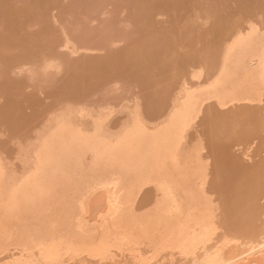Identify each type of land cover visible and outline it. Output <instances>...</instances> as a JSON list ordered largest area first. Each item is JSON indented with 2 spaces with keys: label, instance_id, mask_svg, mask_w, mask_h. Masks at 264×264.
Here are the masks:
<instances>
[{
  "label": "rangeland",
  "instance_id": "obj_1",
  "mask_svg": "<svg viewBox=\"0 0 264 264\" xmlns=\"http://www.w3.org/2000/svg\"><path fill=\"white\" fill-rule=\"evenodd\" d=\"M252 29L258 33L263 31L259 35L262 36L263 34L264 37V0H0V175L2 176L0 177V187L5 189L4 191L0 188V201L2 200L0 203V223L2 224L0 225V239L5 240H0L1 243L3 242L0 243V264L41 263L43 260H41L40 246L29 249L24 244L23 247L21 241L33 240L38 233L48 231L50 227L59 228L61 226L59 222L64 223L62 225L68 224L66 227L69 230L65 232L67 233L65 236H67L64 238L70 237L71 234H68V231L72 229L87 235V237H92V240H95V245L104 240L110 246L115 242L109 251L100 256L88 251L80 254L69 253L68 255L66 253L63 261L60 262L62 264H145L147 262L151 264H195L202 261L206 252L211 254L214 250L217 251L221 248L223 251H228L233 248V245L235 248L243 246L242 248L245 249L249 242L257 239L255 235L258 232L257 240L264 238V90L261 91L263 95L261 93L257 100H253L254 102L235 100L236 102L229 101L230 103L227 102L226 105H222L216 97L205 100L201 106V111L195 117L196 119L190 123L189 129L185 130L183 137L176 144L174 157L169 165L171 167L168 166L166 169L159 170L152 169L154 172L148 168L147 172L145 171L143 174V179L136 183L137 185L134 184L132 189L115 188L114 181L119 182V175L113 162L106 158L102 159L103 162L102 160L97 161L92 157V153L86 152L88 154L83 153V155L76 156L79 158L77 160L76 157H73L74 159L69 162L66 170L67 182L71 181L69 184L72 182L73 184L70 187L66 184L65 189L62 190L65 193H61L62 184L57 182L52 185L51 189V194L53 192L55 195L50 194L46 200L47 203L36 204L28 201L20 203L14 209L9 207L7 197V191L12 189L10 186L18 187L26 177L31 175L26 176L29 172L32 174L35 172L37 168V164H35L37 159L35 158H38L35 154H38L41 147V139L45 140L44 137L47 134L54 131L57 126L59 127L60 121L61 124L64 122L67 124V121L69 123L72 120L73 125L77 119L74 124L75 128L79 122L80 126L77 129L85 131V134L89 135L92 131V135L94 131L97 133L98 131L94 128L98 126L99 133L106 134L103 135L104 137L111 133L107 138L110 137L112 141L117 137L114 135H120L121 131L126 130L127 125L129 127L134 122L141 121L140 123L144 124L146 128L148 127L150 132L160 130L161 127L166 126L171 116L170 111L174 112L178 104L183 101L185 93L190 90L189 88H191L190 91H196L200 87H208L210 85L208 82L214 81L219 76L217 73H220L219 70L221 71L223 68L225 51H227L228 45H231V41L233 42L235 37L241 35L242 32V34H247ZM200 73L202 74L200 75ZM180 95L184 96L183 99ZM259 97L262 99L260 100ZM97 120L103 124L100 126ZM95 121L98 124L93 126ZM71 123L69 124L71 125ZM81 123H85L84 126ZM87 124L90 127L93 126V129L92 127L88 128ZM121 127H123L122 130ZM105 128L107 129L105 130ZM117 130H121L120 134ZM180 147L181 150H179ZM84 157L86 161L83 160ZM75 168L77 170H74ZM86 169L90 170L87 172ZM93 169L96 170V173L92 171ZM79 170L80 174L77 173ZM82 171H85V175ZM94 173L97 175L95 176ZM81 174L84 175L83 178ZM8 176L9 178H7ZM72 177L77 179L74 181ZM108 178H112V180L107 184ZM150 179L152 180L150 181ZM189 181L192 184H189ZM89 182L91 183L89 184ZM109 185L114 186V189ZM91 186L93 187L91 188ZM71 187H75L74 190ZM163 187L171 188L172 195L177 198L178 201H176L180 208H184L183 210L186 212L180 208V211L179 209L174 210L173 213L171 212L172 214L167 212V206L165 208L162 206L166 200ZM77 188L78 190L75 192ZM140 188H142L141 191ZM79 189L81 193H79ZM67 190L69 192H66ZM113 190H119L117 195L122 194L123 200L125 199L124 203L126 204L120 205L122 214L118 211L120 208L114 212V215L111 213L113 208L108 193L112 194ZM180 190L183 192L179 193ZM82 191H87V194ZM182 193L183 196L187 195L183 197ZM135 194L137 195L135 196ZM60 197L64 198V201ZM65 197L67 202H65ZM134 197L135 200H133ZM78 198L83 199H80L83 203L77 204L80 202ZM104 201L107 202L106 209V204L102 203ZM50 202L51 205H49ZM54 202L56 204H53ZM59 204L60 206H58ZM102 204L104 210L101 211ZM71 205H74L73 208ZM37 207L40 209L37 210ZM203 208L204 212L206 211L210 218L212 217L211 220L214 225L216 224L214 236L212 235L206 245L190 255L178 248H172V250L169 249L171 247L158 249L156 243L162 237L165 224L168 225L170 219L173 220L179 216L185 217L191 212L200 213ZM97 209L101 212H96ZM209 209L214 212H210ZM52 210L58 214L53 213L51 215ZM76 210L77 212H75ZM78 212L82 215L76 216L74 214H78ZM29 214L30 218H27ZM42 214L48 215L46 217L51 219ZM56 215L57 218H55ZM163 215H166L164 220L161 218ZM66 216L67 218L64 219ZM131 216L134 217L132 219L136 220V223L132 222ZM159 217L163 220L160 224L157 221ZM8 221L11 222L8 223ZM124 221L127 222L124 223ZM15 222L18 223L17 225L21 224L18 226L20 229L17 226L14 227L12 223L15 224ZM99 222L100 224H98ZM2 226L4 227L2 228ZM126 228L128 229L127 232ZM149 230L150 232H148ZM254 230L257 232L255 235ZM9 231H12L14 235ZM105 231L106 233H104ZM32 232H34L33 235H28ZM116 233L118 234L116 235ZM141 233L143 235L148 234L143 237ZM5 236H7L6 239ZM96 236L99 237L98 241ZM150 237L154 242L151 241ZM125 238L129 241H126ZM239 241H242L243 245ZM210 243L213 245V249ZM238 243L239 245H237ZM112 247L114 248L112 249ZM20 248L21 250H19ZM5 249L8 252V257ZM36 249L37 251H35ZM200 252L199 259L198 253ZM35 253L36 255H34ZM31 256L33 259H30ZM68 256L71 257L68 258ZM149 256L150 258H148ZM255 257L257 258L254 255L252 257L255 259L253 263L258 261ZM193 259L198 261L194 262ZM9 261L11 263H8ZM262 262H264V258Z\"/></svg>",
  "mask_w": 264,
  "mask_h": 264
},
{
  "label": "bare ground",
  "instance_id": "obj_2",
  "mask_svg": "<svg viewBox=\"0 0 264 264\" xmlns=\"http://www.w3.org/2000/svg\"><path fill=\"white\" fill-rule=\"evenodd\" d=\"M250 25V24H248ZM245 26V25H244ZM240 28V27H239ZM253 29H255V27L252 26ZM249 30L250 32L247 34H242L235 37V40L233 38V42L231 41V45H228V47L226 48L227 51H225L226 55L224 56V65H223V68L221 69V71L219 70L220 73H217L219 76L212 82H208L210 85L208 87H203L196 91H190L191 88H189L190 90L188 92L185 93V97L184 96H181V98L183 99V101L178 104V106L176 107V109L174 110V112L172 113V110L170 111V118L169 120L167 121V124L166 126L164 127H159L160 130H157L154 132H150L146 126H144V124H141L140 122H134L132 123L131 126L128 127H125L126 124H125V129L124 132L121 131L123 127H121V130H117L120 134V131H121V134L120 135H114V136H117L113 141L112 139L109 137L107 138L108 136H110V134H108L107 137H104L106 134L104 133L102 135V132L99 133V127L96 126L98 123L95 121V123L93 124V126H96L94 129H96L98 132L96 133L94 131V134L92 135V132H91V135L89 134H85V131H81L78 128V126H80L79 122L77 125V127L75 128V120L73 122V125H72V120L71 122L69 121V123H71V125L68 123L67 121V124L64 122L61 124V121L59 125V127L57 126L56 129H58L56 132L55 130L52 131L54 133H50V134H47L45 140L42 138V142H41V147L38 151V154H35L36 157L38 158H35L37 161L35 164H37V168L35 170V172L32 174V172H29L28 175L26 176H29V174H31L29 177H26L25 178V175H24V178L25 180L22 181V183L20 185H18V187H12L10 186V189L11 190H6L7 191V197H8V202H9V207L11 209H14L17 205H19L20 203H23V202H34L36 204L38 203H41L43 204L44 202H46V200L50 197V194H51V189H52V185L55 184V183H61L62 184V187H60L61 189V193L63 194L62 190L65 189L64 187L66 186V184L70 185L73 184V182L71 184H69L67 182L68 180V177H67V174H66V170H67V166L69 164V162H71L72 160L71 159H74L73 157H76V156H80V155H83V153H92V157L95 158L97 161L98 160H102L104 158L106 159H110L113 164L116 166V169L118 171V175H119V182H117L116 180L114 181V186L115 188H123V187H126L127 189L128 188H133L134 184L137 185L136 183H139L140 180L143 179V174L144 172L148 169V168H151V171L153 170H159V169H166V167H168L171 163V159L174 157V148L176 146V144L180 141V139L183 137V134L185 133V130L186 129H189V125L190 123L196 119L195 117L197 116V114L199 113V111H201L202 109V104L204 103L205 100H210V98L212 97H216L218 98L219 101H221L220 103H222V105H226L227 102L229 101H235V100H247V101H253V100H257L258 96L261 95V91L264 90V37H263V34L262 36L259 35L260 32H256L255 30ZM245 31V30H244ZM248 31V29H247ZM258 31V30H257ZM231 32V31H230ZM240 32V31H239ZM238 32V33H239ZM258 33V34H257ZM263 33V31L261 32ZM237 34V33H236ZM226 45V44H225ZM225 47V46H224ZM222 62V61H221ZM222 67V65H221ZM195 72V71H194ZM216 73V72H215ZM196 74V73H195ZM202 73H200L201 75ZM216 74V75H217ZM200 75H198V77L200 78ZM197 76V75H196ZM215 77V76H214ZM198 80V79H196ZM202 80V79H201ZM212 82V83H211ZM189 83V82H188ZM187 83V84H188ZM194 84V83H193ZM191 85V84H190ZM204 85V84H203ZM207 85V84H205ZM186 86V85H184ZM195 87V86H194ZM198 88V87H197ZM185 89V88H184ZM194 90V89H193ZM187 91V90H186ZM180 94V93H179ZM263 95V93H262ZM262 97V96H261ZM259 97V99L261 100L262 98ZM180 98V99H181ZM177 99V98H176ZM180 99H178L180 101ZM213 99V98H212ZM211 99V100H212ZM216 100V99H215ZM237 101V102H238ZM178 102V101H177ZM209 102V101H208ZM236 102V101H235ZM234 102V103H235ZM254 102V101H253ZM172 103V102H171ZM230 103V102H229ZM206 104V102H205ZM204 104V105H205ZM221 106V105H220ZM173 109V108H172ZM71 111V110H70ZM76 111V110H75ZM162 111V110H161ZM203 111V110H202ZM67 112V111H66ZM72 112V111H71ZM137 113V112H136ZM172 113V114H171ZM63 114V113H62ZM100 114V113H99ZM131 114V113H130ZM64 115V114H63ZM78 115V114H77ZM110 116V115H109ZM136 116V115H135ZM141 116V115H140ZM160 116V115H159ZM169 116V114H168ZM63 117V116H62ZM74 117V116H73ZM77 117V116H76ZM82 117V116H81ZM138 117V115H137ZM60 118V117H58ZM64 118V117H63ZM79 118V117H77ZM92 118V117H91ZM134 118V116H133ZM140 118V117H139ZM94 119V118H92ZM102 119V118H101ZM106 119V118H105ZM132 119V118H131ZM156 119V118H155ZM163 119V118H162ZM68 120H70V118H68ZM108 120V118H107ZM140 120V119H138ZM143 120V119H142ZM64 121V120H63ZM62 121V122H63ZM82 121V120H80ZM99 121V125L101 126V124H103L100 120H97ZM133 121V119H132ZM135 121V120H134ZM155 121V120H154ZM94 122V121H93ZM101 122V123H100ZM164 122V121H163ZM54 123V122H53ZM108 123V121H107ZM131 123V122H130ZM130 123H128L130 125ZM150 123V122H149ZM157 123V122H156ZM82 124V123H81ZM85 124V123H84ZM84 124H82L84 126ZM91 124V123H89ZM96 124V125H95ZM52 125V124H51ZM149 125V124H148ZM55 126V125H54ZM88 128L90 127L88 124H87ZM93 126L92 129H93ZM90 127V128H91ZM104 127V126H103ZM188 127V128H187ZM80 128V127H79ZM151 128V126H150ZM192 128V127H191ZM87 129V127H86ZM107 128H105L106 130ZM152 129V128H151ZM158 129V128H157ZM83 130V129H82ZM89 130V129H88ZM153 130V129H152ZM102 131V130H101ZM190 131V130H189ZM50 132V131H49ZM90 132V131H89ZM103 132H105L103 130ZM107 132V131H106ZM117 132V134H118ZM123 132V133H122ZM96 133V134H95ZM109 133V132H108ZM189 133V132H188ZM115 134V133H113ZM49 135V136H48ZM184 140V139H183ZM186 144V143H185ZM183 145V143H182ZM183 148V147H182ZM189 149V148H188ZM179 150H181V147L179 148ZM184 150V149H183ZM181 152V151H180ZM203 152V151H202ZM37 153V152H36ZM86 153V154H88ZM85 154V155H86ZM185 154V153H184ZM193 154V153H192ZM190 154V155H192ZM199 154V153H198ZM90 155V154H89ZM178 155V153H177ZM189 155V156H190ZM195 155V154H194ZM88 156V155H87ZM91 156V155H90ZM88 156V157H90ZM187 156V155H186ZM193 156V155H192ZM179 157V156H178ZM182 157V156H181ZM30 158V157H29ZM78 157H76V160H77ZM177 158V157H175ZM187 158V157H186ZM194 158V157H193ZM197 158V157H196ZM79 159V158H78ZM82 160V158H80ZM90 159V158H89ZM88 159V161H89ZM198 159V158H197ZM80 160V161H81ZM84 161L85 160V157L83 159ZM92 160V158H91ZM178 160V159H176ZM182 160V159H181ZM191 160V159H189ZM201 160V159H200ZM83 161V162H84ZM87 161V162H88ZM93 161V160H92ZM92 161H90V163H92ZM193 161V160H192ZM197 161V160H196ZM76 162V161H75ZM82 162V164H83ZM103 162V160H102ZM101 162V163H102ZM169 162V163H168ZM174 162V161H173ZM180 162V161H179ZM190 162V161H189ZM3 163V162H2ZM89 163V162H88ZM97 163V162H96ZM182 163V162H181ZM74 164V163H73ZM81 164V162H80ZM173 164V163H172ZM176 164V163H175ZM180 164V163H178ZM183 164V163H182ZM188 164V163H187ZM191 164V162H190ZM32 165V164H31ZM76 165V164H75ZM97 165V164H96ZM194 165V163H193ZM29 166V165H28ZM70 166H73L70 164ZM79 166V165H78ZM77 166V167H78ZM82 166V165H81ZM85 166V165H84ZM89 166V165H88ZM87 166V167H88ZM94 166V165H92ZM111 166V165H110ZM175 166V165H174ZM182 166V165H181ZM3 167V166H2ZM31 167V166H30ZM80 167V166H79ZM103 167V166H102ZM171 167V166H169ZM180 167V166H179ZM184 167H185V164H184ZM191 167V165H190ZM6 168V167H5ZM29 168V167H28ZM69 168V167H68ZM71 168V167H70ZM84 169V167H82ZM192 168V167H191ZM72 169V168H71ZM91 169V168H90ZM88 169V170H90ZM103 169V168H102ZM114 169V168H113ZM153 169V170H152ZM189 169V168H188ZM11 170V169H9ZM74 170H77L76 168ZM73 170V172H74ZM80 170H81V167H80ZM77 171V173L80 172ZM85 170V169H84ZM87 170V169H86ZM87 170V172H88ZM100 170V169H99ZM106 170V169H105ZM184 170V169H183ZM29 171V170H28ZM34 171V170H32ZM71 171V170H69ZM68 171V172H69ZM93 172L96 173V170L94 171V169L92 170ZM108 171V169L106 170ZM110 171V170H109ZM113 171V170H111ZM174 171V170H173ZM172 171V172H173ZM23 172V171H22ZM85 172V171H84ZM82 171V173L85 175ZM91 172V171H89ZM98 172V171H97ZM114 172V171H113ZM147 172V171H146ZM154 172V171H153ZM189 172V171H188ZM193 172V171H192ZM75 173V172H74ZM81 173V172H80ZM79 173V174H80ZM94 173V175H95ZM100 173V172H99ZM107 173V172H106ZM176 173V171H175ZM174 173V174H175ZM190 173V172H189ZM198 173V172H197ZM205 173V172H203ZM25 174V173H24ZM73 174V173H72ZM71 174V176H73ZM79 174H78V177H79ZM83 174L82 175V178H83ZM93 174V173H92ZM113 174V173H112ZM117 174V173H116ZM147 174V173H146ZM166 174V173H165ZM173 174V175H174ZM9 175V174H8ZM75 175V174H74ZM89 176V173L87 174ZM94 175H93V178H94ZM97 175V174H96ZM95 175V176H96ZM98 175H101V174H98ZM105 175V174H103ZM110 175V174H108ZM107 175V176H108ZM169 175V174H168ZM166 175V176H168ZM176 175V174H175ZM188 175V174H187ZM205 175V174H204ZM23 176V175H22ZM68 176H69V173H68ZM70 176V177H71ZM77 176V174L75 175ZM106 176V175H105ZM113 176V175H111ZM161 176V175H160ZM159 176V178H160ZM164 176V175H163ZM186 176V175H185ZM193 176V175H192ZM0 177H2L0 175ZM149 177V176H148ZM162 177V176H161ZM171 177V176H170ZM201 177V176H200ZM6 178V177H5ZM9 178V176L7 177ZM80 178V177H79ZM86 180H87V177H85ZM93 178H92V181H93ZM103 178V176H102ZM181 178V177H180ZM2 179V178H1ZM4 179V178H3ZM72 179H74V177H72ZM77 179V178H76ZM74 179V181L76 180ZM81 179V178H80ZM97 179V178H96ZM104 179V178H103ZM117 179V177H116ZM165 179V178H164ZM173 179V178H172ZM171 179V181H172ZM194 179V178H192ZM191 180V182H193ZM199 179V178H198ZM201 179V178H200ZM71 180V179H70ZM82 180V179H81ZM80 180V182H81ZM102 180V179H100ZM110 180H112V178H108L107 180V184L108 182H111ZM114 180V179H113ZM152 179H150L151 181ZM156 180V179H155ZM166 180V179H165ZM5 181V179H4ZM7 181V180H6ZM15 182V180H13ZM85 181V180H84ZM84 181H82L84 183ZM90 181V180H89ZM159 181V180H158ZM179 181V180H178ZM187 181V180H186ZM203 181V180H202ZM9 182V181H8ZM18 182V181H17ZM78 182V181H77ZM98 182V181H97ZM100 182V181H99ZM146 182V181H145ZM144 182V183H145ZM195 182V181H194ZM200 182V181H199ZM20 183V182H19ZM18 183V184H19ZM76 183V182H75ZM74 183V184H75ZM91 182H89L90 184ZM101 183H103V181H101ZM150 183V182H149ZM152 183V182H151ZM157 183V182H156ZM201 183V182H200ZM5 184V182H4ZM12 184V182H11ZM17 184V183H16ZM81 184V183H80ZM79 184V185H80ZM88 184V182H87ZM105 184V183H104ZM142 184V183H141ZM170 184V183H169ZM176 184V183H175ZM186 184V183H185ZM189 184H192L190 183L189 181ZM196 184H197V181H196ZM199 184V183H198ZM10 185V184H9ZM14 185V184H13ZM78 185V187H79ZM93 185V183H92ZM100 185V184H99ZM151 185V184H150ZM157 186V184H155ZM173 185V184H172ZM188 185V184H187ZM195 185V184H194ZM204 185V184H203ZM16 186V185H15ZM77 186V185H75ZM86 186V185H84ZM96 186V184H95ZM104 186V185H103ZM102 186V187H103ZM110 186V185H109ZM114 186H110L111 188H113ZM133 186V187H132ZM147 186V185H146ZM164 186V185H163ZM206 186V185H205ZM69 187H67L68 189H70ZM83 187V186H82ZM90 187V186H89ZM93 186H91L92 188ZM100 187V186H99ZM139 187V186H138ZM154 187V186H153ZM167 187V186H166ZM173 187V186H171ZM180 187V186H179ZM1 188V187H0ZM72 188V187H71ZM75 188V187H73ZM72 188V189H73ZM80 188V187H79ZM164 190H165V196H166V202L164 201V203L162 204V206H167V212L168 213H173L174 210H178L180 208V205L178 204V200L177 198H175L173 195H172V190L171 188L170 189H167L165 187H163ZM175 188V187H174ZM173 188V189H174ZM188 188V186H187ZM190 188V187H189ZM203 188V187H202ZM206 188V187H205ZM3 189V188H1ZM8 189V188H7ZM55 189V188H54ZM59 189V191H60ZM86 189V188H85ZM114 189V188H113ZM137 189V188H136ZM142 188H140V191H141ZM179 189V188H178ZM196 189V188H195ZM199 189V188H198ZM5 191V189H3ZM2 190V191H3ZM55 190H58V189H55ZM71 190V189H70ZM74 190V189H73ZM78 188L75 190V192H77ZM88 190V188H87ZM100 190V189H99ZM117 190V189H115ZM126 190V189H124ZM123 190V192H124ZM135 190V189H134ZM155 190V189H154ZM176 190V189H175ZM182 190V189H181ZM183 192V191H181ZM191 190V189H190ZM204 190V189H203ZM1 191V192H2ZM54 191V190H53ZM79 193H81V190L79 189ZM89 191V190H88ZM91 191V190H90ZM109 191V190H108ZM114 191V190H113ZM112 191V192H113ZM119 191V190H118ZM118 191H114L112 194L111 193H108L110 194V201L112 204V212L113 213L112 215H114V212L117 211L118 208H120V205L122 203H124L125 199L123 200V197L121 195H117V192ZM139 191V189H138ZM177 191V190H176ZM175 191V192H176ZM193 191V190H192ZM202 191V190H201ZM200 191V192H201ZM208 191V190H207ZM56 192V191H55ZM66 192H69V190H67ZM83 192V191H82ZM86 192V193H85ZM111 192V191H109ZM134 192V191H133ZM132 192V193H133ZM156 192V191H155ZM178 192V191H177ZM187 192V191H186ZM199 192V193H200ZM6 193V192H5ZM58 193V192H56ZM65 193V192H64ZM73 193V192H71ZM83 193L87 194V191H84ZM98 193V192H97ZM106 193V192H105ZM129 193V192H128ZM139 193V192H138ZM162 193V192H161ZM160 193V194H161ZM192 193V192H191ZM190 193V194H191ZM3 194V193H2ZM53 195H55L53 192H52ZM51 194V195H52ZM60 194V193H58ZM91 194V193H90ZM131 194V193H130ZM140 194V193H139ZM159 194V192H158ZM186 194V193H185ZM65 195V194H64ZM128 195V194H127ZM137 194H135L136 196ZM181 195V194H180ZM179 195V197H180ZM184 194L182 193V196ZM187 195V194H186ZM185 195V196H186ZM200 195V194H199ZM61 196V194H60ZM68 196V194H67ZM70 196V194H69ZM76 196V195H74ZM89 196V195H88ZM106 196V195H105ZM131 198H132V195H130ZM161 196V195H160ZM178 196V195H176ZM183 196V197H185ZM193 196V195H192ZM201 196H202V193H201ZM2 197V195H1ZM59 197V196H58ZM57 197V198H58ZM63 197V195H62ZM77 197V196H76ZM75 197V199H76ZM83 197V195H82ZM85 197V196H84ZM107 197V196H106ZM129 197V196H128ZM138 197V196H137ZM3 198V197H2ZM55 198V197H54ZM56 198V200H57ZM61 198V197H60ZM73 198V197H72ZM91 198V197H90ZM96 198V197H95ZM94 198V199H95ZM187 198V197H186ZM185 198V199H186ZM191 198V197H190ZM213 198V197H212ZM4 199V198H3ZM59 199V198H58ZM62 199V198H61ZM64 199V198H63ZM62 199V200H63ZM69 199V198H68ZM74 199V198H73ZM81 199V198H80ZM80 199L78 198V200L80 201ZM92 199V198H91ZM99 199V198H98ZM164 199V198H163ZM183 199V198H182ZM205 199V198H204ZM204 199H201V200H204ZM207 199V198H206ZM65 200H66V197H65ZM72 200V199H71ZM70 200V202H71ZM77 200V201H78ZM83 200V199H81ZM102 200V199H101ZM104 200V199H103ZM128 200V199H127ZM126 200V201H127ZM132 200V199H131ZM130 200V202H131ZM135 200V197L134 199ZM177 200V201H176ZM187 200V199H186ZM194 200V199H193ZM192 200V201H193ZM197 200V199H196ZM2 201V200H1ZM0 201V203H1ZM4 201V200H3ZM60 201V200H58ZM64 201V200H63ZM76 201V202H77ZM86 201V199H85ZM88 201V200H87ZM109 201V202H110ZM205 201V200H204ZM214 201V200H213ZM62 203V201H60ZM67 202V200L65 201ZM73 202V200H72ZM134 202V201H133ZM133 202L131 203L133 205ZM154 202V201H153ZM158 202V201H157ZM156 202V203H157ZM163 202V201H162ZM47 203V202H46ZM49 203V202H48ZM64 203V202H63ZM75 203V202H74ZM78 203H83V201H80V202H77ZM85 203V202H84ZM89 203V202H88ZM98 204V201L96 202ZM104 204H106L107 202H102ZM161 203V202H160ZM186 203V201H185ZM199 203H201V201H199ZM207 203V202H206ZM6 205V203H3V205ZM35 204V205H36ZM53 204H56L55 202ZM69 204V203H68ZM67 204V205H68ZM73 204V203H71ZM91 204V203H90ZM89 204V205H90ZM96 204V205H97ZM126 203H124L125 205ZM130 204V203H128ZM196 204V203H195ZM51 205V202L50 204ZM61 205H65V204H61ZM66 205V206H67ZM75 205V204H74ZM74 205H71L74 206ZM205 205V203H204ZM208 205H210V203H208ZM2 206V205H1ZM26 206V205H25ZM54 206V205H53ZM56 206V205H55ZM60 206V204L58 205ZM91 206V205H90ZM103 204L101 205L100 209L101 211L104 210L103 209ZM106 206L107 204L105 205V209H106ZM193 206V205H192ZM199 206V204H198ZM211 206V205H210ZM6 207V206H5ZM4 207V208H5ZM31 207V206H30ZM46 207V206H44ZM49 207V206H48ZM70 207V206H69ZM88 207V205H87ZM97 207V206H96ZM123 207V206H122ZM126 207V206H125ZM135 207V206H134ZM191 207V206H190ZM188 207V208H190ZM202 207V206H201ZM24 208V207H22ZM35 208V207H33ZM65 208V207H63ZM73 208V207H72ZM75 208V207H74ZM78 208L80 209V206H78ZM83 208V207H82ZM91 208V207H90ZM154 208V207H153ZM163 208V207H162ZM161 208V209H162ZM187 208V206H186ZM195 208V207H194ZM197 208V207H196ZM205 208V206H204ZM204 208L202 210V212L200 213H188L187 216L183 217V216H179L173 220L170 219L169 217V223L168 225L165 224L166 226L164 227L165 230H164V233L162 234V237L160 239H158L159 241L156 243L158 246V249L160 248L161 250L164 249V248H168V247H171L169 248L170 250H172V248H178L180 249L182 252L184 253H187V254H193L196 252V250L198 251L200 247L206 245L208 243V241L212 238V235L214 233V223L212 222L210 216L208 213H206V211L204 212ZM211 208V207H210ZM21 209V208H20ZM28 209V208H27ZM30 209V208H29ZM40 209V208H39ZM38 207H37V210H39ZM47 209V208H46ZM53 209L55 210V208L53 207ZM60 209V208H58ZM58 209H57V212H58ZM62 209V208H61ZM77 209V208H76ZM86 209V208H85ZM99 209V208H98ZM96 212H101L100 210H98ZM124 209V208H123ZM132 209V208H130ZM152 209V208H151ZM160 209V210H161ZM181 209V208H180ZM179 209V211H180ZM184 209V208H183ZM181 209V210H183ZM200 209V208H199ZM9 210V209H8ZM68 207H67V213H68ZM110 210V209H109ZM126 210V209H124ZM155 210V209H154ZM159 210V211H160ZM197 210V209H196ZM210 210V209H209ZM213 210H215L213 208ZM5 211V210H4ZM43 211V210H42ZM49 211H50V208H49ZM53 211V210H52ZM60 211V210H59ZM80 211V210H79ZM85 211V210H84ZM120 213L122 212L121 208L120 210ZM130 211V210H128ZM127 211V212H128ZM150 211V210H149ZM157 211V209L155 210ZM158 211V212H159ZM184 211V210H183ZM188 211V210H187ZM216 211V210H215ZM7 212V210H6ZM9 212V211H8ZM14 212V211H13ZM31 212V211H30ZM71 212V211H70ZM77 212V210L75 211ZM81 212V211H80ZM80 212H78V214L74 213L76 216L78 215H82L80 214ZM88 212V211H87ZM95 212V213H96ZM109 212V213H110ZM133 212V210H132ZM163 212V211H162ZM186 212V211H184ZM183 212V213H184ZM198 212V211H197ZM210 212H214L212 210H210ZM252 212V211H251ZM21 213H22V210H21ZM24 213V211H23ZM29 213V212H27ZM33 213H34V210H33ZM36 213V212H35ZM48 213V212H47ZM53 215V213L55 214H58L56 213L55 211L51 212ZM84 213V212H83ZM104 213V212H103ZM110 213V214H111ZM119 213V214H120ZM152 213V212H151ZM171 213V214H172ZM182 213V214H183ZM8 214V213H7ZM6 214V216H7ZM17 214V213H16ZM20 214V212H19ZM18 214V215H19ZM46 214V213H45ZM63 214H65V212H63ZM61 214V215H63ZM72 213V215H74ZM86 214V213H85ZM98 214V213H97ZM109 214V215H110ZM117 214V215H119ZM122 214V213H121ZM130 213H128L129 215ZM136 214V213H135ZM143 214V213H142ZM163 214V213H162ZM178 214H181V213H178ZM213 214V213H212ZM2 215V214H1ZM26 215V214H25ZM44 216V214H42ZM50 215V214H49ZM50 215V216H51ZM66 215V214H65ZM63 215V216H65ZM127 215V214H126ZM127 215V216H128ZM145 215V214H144ZM148 215V214H147ZM151 215V214H150ZM160 215V214H158ZM157 215V216H158ZM184 215V214H183ZM5 216V215H4ZM20 216V215H19ZM24 216V215H23ZM27 216V215H26ZM33 216V215H31ZM35 216V215H34ZM48 216V215H46ZM44 216V217H46ZM59 216V215H58ZM69 216V215H67ZM67 216L64 218L66 219ZM71 216V214H70ZM74 216V217H76ZM84 216V215H83ZM87 216V215H86ZM91 216V215H90ZM125 216V215H124ZM130 216V215H129ZM137 216V215H136ZM156 217V215H154ZM164 216L166 215H163V217H161L163 220H164ZM177 216V214H176ZM175 216V217H176ZM213 216V215H212ZM215 216V214H214ZM17 217V216H16ZM40 217V216H39ZM98 217V216H97ZM115 217V216H114ZM121 217V216H119ZM133 216H131V219H132ZM152 217V216H151ZM149 217V218H151ZM154 217V218H155ZM3 218V217H1ZM27 218H30V214H29V217ZM38 218V216H37ZM46 218H49V217H46ZM45 218V219H46ZM54 218V217H53ZM52 218V219H53ZM55 218H57V215L55 216ZM63 218V217H62ZM61 218V219H62ZM69 218V217H68ZM91 218V217H90ZM106 220H107V217H105ZM134 218V217H133ZM44 219V218H43ZM51 219V218H49ZM76 219V218H74ZM85 219V218H83ZM87 219V217H86ZM126 219V218H125ZM162 219H160L159 217V220H157L160 224V222L162 223ZM21 220V219H20ZM32 220V219H31ZM47 220V219H46ZM81 220V219H80ZM102 220H105V219H102ZM114 220V219H113ZM133 220V219H132ZM143 220V219H142ZM152 220V219H151ZM16 221V220H15ZM18 221V220H17ZM25 221V220H24ZM42 221V220H41ZM45 221V220H44ZM43 221V222H44ZM51 221V220H50ZM54 221V220H53ZM52 221V222H53ZM60 221V220H59ZM58 221V222H59ZM62 221V220H61ZM67 221V220H66ZM69 221V220H68ZM78 221V220H77ZM76 221V222H77ZM120 221V220H119ZM129 221V220H127ZM126 221V222H127ZM147 221V220H146ZM166 221V220H165ZM214 221H215V218H214ZM216 221L217 218H216ZM248 221V220H247ZM252 221V220H251ZM4 222V221H3ZM2 222V223H3ZM11 222V221H8V223ZM23 222V221H21ZM34 222V221H33ZM36 222V221H35ZM51 222V223H52ZM65 222V221H63ZM73 222H75L73 220ZM85 222V221H84ZM101 222V221H100ZM100 222L98 224H100ZM118 222V221H117ZM123 222V221H122ZM124 221V223H126ZM132 222H135L136 223V220L132 221ZM145 222V221H144ZM31 223V222H30ZM29 223V224H30ZM93 223V222H92ZM102 223V222H101ZM130 223V222H129ZM128 223V224H129ZM149 223V222H148ZM217 223V222H216ZM15 226H17L18 229H20L18 226L21 225H17L16 222L15 224L12 223ZM25 224H27L25 222ZM39 224V223H38ZM42 224V223H41ZM53 224V223H52ZM61 226L59 228L55 227V228H48L49 230L48 231H44V232H41V233H38L36 235V237L31 240V239H28L27 242H23L21 241L22 243V246L23 244L31 249L35 246H40V250H41V263L39 264H58L60 262L63 261V257L66 253H69L70 254H80L81 252H84V251H88V252H91L92 254H95V255H104L107 251H109V248L112 246V243L111 246L107 244V241H102L100 242L99 244L97 243L96 245L94 244L95 240H92V237H87V235H83L82 233H79V232H75L71 229V231H68V234L70 233L71 235H69L70 237H67V238H64L65 233L68 229V224L65 223V225H62L64 223H60ZM74 224V223H73ZM140 224V223H139ZM142 224V223H141ZM155 224V223H153ZM157 224V223H156ZM248 224V223H247ZM253 224V223H252ZM0 225H2L0 223ZM11 225V224H10ZM43 225V224H42ZM110 225V224H109ZM150 225V224H149ZM163 225V224H162ZM263 225V224H262ZM12 226V225H11ZM24 226V225H22ZM37 226V224H36ZM49 226V225H48ZM89 226V225H88ZM104 226V225H103ZM111 226V225H110ZM124 226V225H123ZM251 226V225H249ZM4 226H2L3 228ZM21 227V226H20ZM44 227V226H43ZM72 227V226H71ZM75 227V226H74ZM84 227V226H83ZM106 227V226H105ZM118 227V225H117ZM131 227V226H130ZM263 227V226H262ZM5 228H6V224H5ZM35 228V226L33 227V229ZM40 228L42 229V227L40 226ZM47 228V227H46ZM79 228V227H78ZM87 228V227H86ZM95 228V227H94ZM93 228V229H94ZM122 228V227H121ZM134 228V227H133ZM132 228V229H133ZM138 228V227H137ZM153 228V227H152ZM157 228V227H156ZM220 228V227H219ZM218 228V229H219ZM17 229V230H18ZM29 229V228H28ZM38 229V228H37ZM45 229V227L43 228ZM77 229V228H76ZM97 229V228H96ZM105 229V228H104ZM107 229V228H106ZM127 229V228H126ZM149 229V228H148ZM155 229V228H154ZM153 229V230H154ZM162 229V227H161ZM258 229V227H257ZM256 229V230H257ZM260 229V228H259ZM262 229V228H261ZM2 230V229H1ZM6 230V229H4ZM11 230V229H9ZM14 230V229H13ZM12 230V231H13ZM39 230V229H38ZM75 230V229H74ZM101 230H102V227H101ZM111 230V229H110ZM118 230V229H117ZM137 230V229H136ZM254 230V232L256 231ZM11 231V232H12ZM22 231V230H21ZM24 231V230H23ZM36 232V230H34ZM79 231V230H77ZM90 231V230H89ZM128 231V229L126 230V232ZM138 231V230H137ZM136 231V232H137ZM163 231V230H162ZM161 231V232H162ZM217 231V230H216ZM219 231V230H218ZM217 231V232H218ZM259 231V230H257ZM10 232V231H9ZM9 232H6L8 234H10ZM15 232V231H14ZM18 232V231H17ZM40 232V230H39ZM87 232V230H86ZM109 232V231H108ZM122 232V231H121ZM142 232V231H141ZM150 232V230L148 231ZM263 232V231H262ZM1 233V232H0ZM6 233L4 235H6ZM13 233V232H12ZM16 233V232H15ZM24 233V232H22ZM34 232H32V234H28V235H33ZM37 233V232H36ZM90 233V232H89ZM101 233V232H100ZM106 233V231L104 232ZM251 233V231H250ZM257 232L254 233V235L256 234ZM259 233V232H258ZM258 233L255 235L257 236L256 238L258 239ZM261 233V231H260ZM25 234V233H24ZM91 234V233H90ZM98 234V233H97ZM118 233H116L117 235ZM122 234V233H121ZM137 234V233H135ZM142 234V233H141ZM148 234V233H146ZM144 234V235H146ZM153 234V232H152ZM161 234V233H160ZM14 235V233H13ZM13 235H10V236H13ZM27 235V236H28ZM93 235V234H92ZM106 235V234H105ZM143 235V234H142ZM143 235V237H144ZM150 235V234H149ZM232 235H234L232 233ZM231 235V236H232ZM260 235V234H259ZM23 236V235H21ZM67 236V235H66ZM65 236V237H66ZM91 236V235H90ZM108 236V235H107ZM125 236V235H124ZM132 236V235H131ZM148 236V235H147ZM159 236V235H158ZM214 236V235H213ZM222 236V235H221ZM7 236H5V239H6ZM26 237V236H25ZM32 237V236H31ZM114 237V236H113ZM140 237V236H139ZM142 237V236H141ZM149 237V236H148ZM152 237V236H151ZM150 237V238H151ZM216 237V235H215ZM214 237V238H215ZM260 237V236H259ZM261 237H263L261 235ZM260 237V238H261ZM2 238V237H1ZM22 238V237H21ZM99 238V237H98ZM98 238L96 236V239L98 241ZM118 238V237H117ZM121 238V237H120ZM154 238V237H153ZM10 239H13V238H10ZM9 239V240H10ZM101 239V238H100ZM123 239V238H122ZM126 239V238H125ZM139 239V238H138ZM157 239V238H156ZM155 239V240H156ZM218 239V238H217ZM254 239V237H253ZM257 239H254L251 241V243L249 241V246L245 247V249H243L242 247H236L233 245L235 243H233L231 240V242L233 243V248H228L229 250H225L223 251L222 248L220 250H214L211 254H207L206 252V256L202 259V261H200L198 264H254V263H258V264H263L264 262L263 261V258H264V238H261L259 240ZM1 240V239H0ZM3 240V239H2ZM1 240V241H2ZM21 240V239H20ZM128 239H126L127 241ZM145 240V239H144ZM221 240V239H220ZM251 240V239H250ZM5 241V240H3ZM113 241V240H112ZM124 240V242H126ZM129 241V240H128ZM142 241V240H140ZM149 241V240H148ZM151 241H152V238H151ZM212 241V240H211ZM219 241V240H218ZM217 241V242H218ZM234 241V240H233ZM13 242H15V240H13ZM111 242V240H110ZM134 242V240H133ZM146 242V241H145ZM144 242V243H145ZM154 242V241H152ZM242 243L243 245V242L242 241H239ZM246 242V243H247ZM1 243V242H0ZM3 243V242H2ZM1 243V244H2ZM5 243V242H4ZM10 243V242H9ZM130 243V242H129ZM148 243V242H147ZM221 243V242H220ZM240 243V244H241ZM245 243V242H244ZM150 244V243H149ZM151 244H154V243H151ZM212 244H213V241H212ZM219 244V243H218ZM7 245H10V244H7ZM15 245V244H14ZM18 245H21V244H18ZM141 245V243H140ZM147 245V244H146ZM216 245V243H215ZM228 245V244H227ZM231 245V246H232ZM239 245V243L237 244ZM124 246V245H123ZM127 246V245H126ZM137 246V245H136ZM142 246V245H141ZM152 246V245H151ZM210 246H212V249L214 248L213 245H211L210 243ZM220 246V245H219ZM223 246V245H222ZM230 246V245H229ZM245 246V245H244ZM5 247V246H4ZM17 249H18V246H16ZM20 247V246H19ZM24 247V246H23ZM122 247V246H121ZM132 246L130 245V248ZM143 247V246H142ZM141 247V248H142ZM217 247V246H216ZM226 247V246H225ZM1 248V247H0ZM9 248V246H8ZM12 248V247H11ZM10 248V249H11ZM114 247H112L113 249ZM128 248V247H127ZM136 248V247H135ZM211 248V247H210ZM218 248V247H217ZM224 248V247H223ZM240 248V249H239ZM4 249V248H3ZM6 249H7V246H6ZM6 249L4 251H6ZM9 249V250H10ZM14 249V248H13ZM12 249V250H13ZM138 249V248H137ZM150 249V248H149ZM227 249V248H226ZM16 251V249H14ZM21 250V248L19 249ZM116 250V249H115ZM174 250V249H173ZM177 250V249H176ZM209 250V249H208ZM27 251V250H26ZM25 251V252H26ZM32 251V250H31ZM34 251V250H33ZM32 251V252H33ZM37 251V249L35 250ZM34 251V252H35ZM111 251V250H110ZM118 251V249H117ZM125 251V250H124ZM129 251V250H128ZM134 251V250H133ZM152 251V250H150ZM164 251V250H163ZM206 251V249H205ZM7 252V251H6ZM12 252V251H11ZM28 252V251H27ZM31 252V253H32ZM113 252V251H112ZM136 252V251H135ZM142 252V250H141ZM146 252V251H145ZM168 252H171L168 250ZM202 252H203V249H202ZM10 253V252H9ZM13 253V252H12ZM20 253V252H19ZM39 253V252H38ZM121 253V252H120ZM124 253V252H122ZM128 253V252H127ZM133 253V252H132ZM159 253V252H158ZM176 253V252H175ZM174 253V254H175ZM177 253H178V250H177ZM260 253V254H259ZM16 254V253H15ZM22 255L24 254L21 253ZM87 254V253H85ZM115 254V252H114ZM119 254V253H118ZM169 254V253H168ZM181 254V253H180ZM201 254L198 253V257L199 255ZM203 254V253H202ZM252 254V256H251ZM262 257H260L259 255ZM4 255V254H3ZM26 255V254H25ZM32 255V254H31ZM36 255V253L34 254ZM121 255V254H120ZM139 255V254H138ZM136 255V256H138ZM204 255V254H203ZM254 256H257L256 260L258 261H255L253 263V261L255 260L254 258H252ZM9 256H11L9 254ZM21 256V255H20ZM85 256V255H84ZM87 256V255H86ZM116 256H119V255H116ZM128 256V255H127ZM144 256V255H143ZM178 256V255H177ZM197 256V255H196ZM5 257V256H3ZM7 257H8V252H7ZM32 257V256H31ZM35 257V256H34ZM40 257V256H39ZM38 257V258H39ZM71 257V256H70ZM68 256V258H70ZM83 257V256H82ZM103 257V256H102ZM115 257V256H114ZM122 257V256H121ZM162 257V256H161ZM183 257V256H182ZM191 257V256H190ZM194 257V256H192ZM250 257V258H249ZM259 257V258H258ZM6 258V257H5ZM37 258V257H36ZM37 258V259H38ZM66 258V257H65ZM64 258V259H65ZM80 258V257H79ZM86 258V257H85ZM139 258V257H138ZM150 258V256L148 257ZM168 258V257H166ZM202 258V257H201ZM253 260H252V259ZM22 259V258H21ZM30 259H33L30 258ZM76 259V258H74ZM137 259V258H136ZM177 259V258H176ZM200 259V257H199ZM261 261H260V260ZM20 260V259H19ZM24 260V259H23ZM27 260V259H26ZM36 260V259H35ZM66 260V259H65ZM64 260V261H65ZM141 260V259H140ZM192 260V259H190ZM11 261V260H10ZM8 262V263H11V262ZM17 261V260H16ZM15 261V262H16ZM33 261V260H32ZM137 261V260H136ZM147 262V260H145ZM159 261V259H158ZM178 262V260H176ZM194 261V259H193ZM198 261V260H196ZM194 261V262H196ZM241 261V262H240ZM2 262V261H1ZM14 262V261H12ZM26 262V261H25ZM69 262V261H68ZM97 262V261H96ZM191 263V261H189ZM193 262V263H194ZM262 262V263H261ZM150 263V262H149ZM148 262L145 263V264H149ZM195 263V264H197ZM17 264H19L17 262ZM22 264V263H21ZM32 264V263H31ZM62 264V263H60ZM136 264H139V263H136ZM143 264V263H141ZM151 264V263H150Z\"/></svg>",
  "mask_w": 264,
  "mask_h": 264
}]
</instances>
